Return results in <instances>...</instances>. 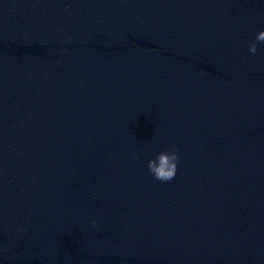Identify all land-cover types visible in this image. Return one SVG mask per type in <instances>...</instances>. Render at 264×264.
I'll return each instance as SVG.
<instances>
[{
	"label": "water",
	"instance_id": "obj_1",
	"mask_svg": "<svg viewBox=\"0 0 264 264\" xmlns=\"http://www.w3.org/2000/svg\"><path fill=\"white\" fill-rule=\"evenodd\" d=\"M260 30L264 0H0V264H264Z\"/></svg>",
	"mask_w": 264,
	"mask_h": 264
},
{
	"label": "clouds",
	"instance_id": "obj_2",
	"mask_svg": "<svg viewBox=\"0 0 264 264\" xmlns=\"http://www.w3.org/2000/svg\"><path fill=\"white\" fill-rule=\"evenodd\" d=\"M65 8H68L67 4L65 5ZM257 43H264V30H260L255 36V41L248 45L249 53L253 55L256 54ZM176 152V147L172 146L170 150L157 153L155 159L148 160V170L156 180L167 182L175 177L178 162Z\"/></svg>",
	"mask_w": 264,
	"mask_h": 264
}]
</instances>
